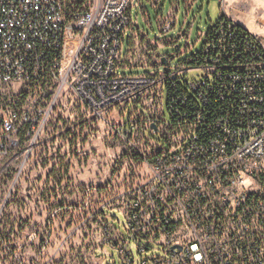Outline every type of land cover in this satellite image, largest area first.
I'll return each instance as SVG.
<instances>
[{"label": "built area", "instance_id": "2783aa9c", "mask_svg": "<svg viewBox=\"0 0 264 264\" xmlns=\"http://www.w3.org/2000/svg\"><path fill=\"white\" fill-rule=\"evenodd\" d=\"M134 2L0 0V264H15L12 251L23 264L15 240L47 233L49 206L63 204L69 180L79 192V173L70 172L81 170V157L90 156L81 142L91 146L100 126L129 152L123 192L109 201L129 239L106 229L121 264H134L131 242L140 264H264V48L249 33L250 61L226 77L204 67L211 83L191 84L219 88L231 101L210 137L200 116L167 123L166 73L118 72L138 54L146 60L131 41L123 58ZM162 19L161 34L176 28ZM256 44L263 54L251 53ZM148 56L150 67L162 66ZM36 222L43 227L33 229ZM155 248L162 256H148Z\"/></svg>", "mask_w": 264, "mask_h": 264}, {"label": "rangeland", "instance_id": "374dc122", "mask_svg": "<svg viewBox=\"0 0 264 264\" xmlns=\"http://www.w3.org/2000/svg\"><path fill=\"white\" fill-rule=\"evenodd\" d=\"M136 0L132 8L134 27H138L155 43H144L140 35V52L146 60L139 58L134 61V67L119 70L120 75L143 76L153 73H164V67H150L154 61L147 54L158 57H173L169 61V69L173 80L185 85L202 82L205 73L201 69L179 72L178 67L185 63L191 56L198 54L204 45L202 34L216 26L222 16L241 26L252 34L264 48V0ZM178 5L181 9H178ZM162 17L173 19L176 28L168 34H161L163 25ZM175 27V26H174ZM188 35V37H187ZM131 31L126 33L122 48L123 58L128 52ZM180 37V40H178ZM188 40H187V39ZM186 41L190 46H195L190 51L184 52ZM178 45H175L177 44ZM141 56V54H140ZM140 66H149L143 68ZM167 95H165V120L170 122L167 111ZM83 138L84 132L80 133ZM87 140L81 142V152L90 153L83 155L80 160L81 170L70 172L79 173V192L71 191V180L67 182L68 189L61 206H49L47 233L33 241L22 239L15 240L21 247L23 264H121L119 250L107 245L108 227L116 230L122 238L129 239L125 230L126 219L116 210L119 208L109 205V201L123 192L124 170H129L128 150L117 144L109 135V129L100 126L95 134L91 146ZM141 170L150 175V168L141 165ZM96 190L95 192L93 190ZM75 193V196L73 194ZM121 205V203H120ZM61 207V211L58 208ZM105 209L106 216L102 215ZM62 212V214H61ZM33 229L43 227L41 222L31 224ZM128 250L134 257V264H140L142 256L138 253L137 246L131 242ZM41 253V254H40ZM149 255L162 256L155 248ZM146 256V255H145ZM143 256V257H145Z\"/></svg>", "mask_w": 264, "mask_h": 264}, {"label": "trees", "instance_id": "16d2710c", "mask_svg": "<svg viewBox=\"0 0 264 264\" xmlns=\"http://www.w3.org/2000/svg\"><path fill=\"white\" fill-rule=\"evenodd\" d=\"M249 36V32L239 25L228 21L222 16L220 22L213 26L208 33L203 35L204 45L202 50L191 56L185 63L178 67L180 69L193 70L202 69L204 67L214 66L218 68L219 72L224 76H228L235 68L248 60L252 59V55H246L244 39ZM225 37L227 43L223 46V49L219 47V41ZM255 40V39H254ZM178 45V42L177 44ZM256 46V47H255ZM250 49L254 54H263L261 47L257 44ZM190 50V49H186ZM166 58L169 65V59ZM162 59V57H161ZM165 71V70H164ZM166 73V80L164 84V92L167 95V111L170 116V122H177L180 119H184L190 123L198 121V116L203 119V124L200 126V130L206 129L207 137L212 135L209 128L216 120L231 114V101L229 96H223V93L218 88L213 90L208 89V86L203 87L198 91H194L191 88V84L184 82L185 85L180 84L177 80H173L172 73L168 67ZM200 83H211L210 78L205 76V79ZM201 96L207 100L204 104ZM225 98L222 100L221 98ZM105 215V212L102 214ZM7 243V241H5ZM12 258L15 264H22L19 257L15 255V251H12ZM41 254V253H40ZM53 264H63L53 263Z\"/></svg>", "mask_w": 264, "mask_h": 264}, {"label": "crops", "instance_id": "0c3cea01", "mask_svg": "<svg viewBox=\"0 0 264 264\" xmlns=\"http://www.w3.org/2000/svg\"><path fill=\"white\" fill-rule=\"evenodd\" d=\"M135 2H136V0H135ZM134 2V3H135ZM187 2H188V0H186L185 1V9H187ZM178 9L180 10L181 9V6L180 5H178ZM140 35V38H141V40L146 44V43H155V42H157V40L156 41H150L149 40V37L145 34V32L144 31H142L141 29H139L138 27H135L134 28V32H132L131 33V37H130V40H129V42L131 41V42H134L136 45H138L139 46V41H138V39H137V37ZM203 35L204 34H202L201 36H200V39H202L203 38ZM178 40H180V39H178ZM195 46H191V48H190V50L191 49H193ZM190 50H186V49H184L183 50V53L184 52H187V51H190ZM156 50H154V52H153V54L155 55V52Z\"/></svg>", "mask_w": 264, "mask_h": 264}, {"label": "water", "instance_id": "95a60500", "mask_svg": "<svg viewBox=\"0 0 264 264\" xmlns=\"http://www.w3.org/2000/svg\"><path fill=\"white\" fill-rule=\"evenodd\" d=\"M178 39H180V37H178ZM161 63H162V66L164 67V70L165 71H168V61L166 58H162L161 59ZM151 131L156 134L158 131H157V128L155 125H152L151 126Z\"/></svg>", "mask_w": 264, "mask_h": 264}]
</instances>
